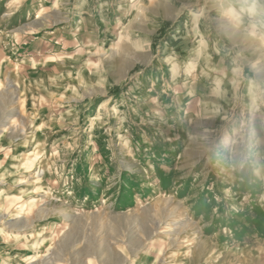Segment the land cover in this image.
<instances>
[{
  "label": "rangeland",
  "instance_id": "obj_1",
  "mask_svg": "<svg viewBox=\"0 0 264 264\" xmlns=\"http://www.w3.org/2000/svg\"><path fill=\"white\" fill-rule=\"evenodd\" d=\"M145 257L264 264V0H0V264Z\"/></svg>",
  "mask_w": 264,
  "mask_h": 264
},
{
  "label": "bare ground",
  "instance_id": "obj_2",
  "mask_svg": "<svg viewBox=\"0 0 264 264\" xmlns=\"http://www.w3.org/2000/svg\"><path fill=\"white\" fill-rule=\"evenodd\" d=\"M143 1V0H142ZM145 2V1H144ZM144 15V14H143ZM138 16V15H137ZM10 235H15V234H10ZM11 237H14V236H11ZM162 243H163V239L162 238H158L157 240H155V242H154V244H153V246H152V248H154V247H158V246H160V245H162ZM146 261H147V259H146V257L141 261V264H145L146 263Z\"/></svg>",
  "mask_w": 264,
  "mask_h": 264
}]
</instances>
